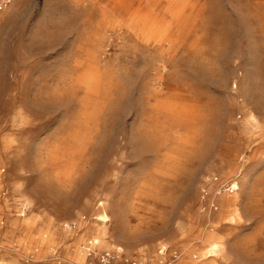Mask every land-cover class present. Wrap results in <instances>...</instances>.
<instances>
[{
    "label": "rangeland",
    "instance_id": "obj_1",
    "mask_svg": "<svg viewBox=\"0 0 264 264\" xmlns=\"http://www.w3.org/2000/svg\"><path fill=\"white\" fill-rule=\"evenodd\" d=\"M262 215L264 0L0 9V264H264Z\"/></svg>",
    "mask_w": 264,
    "mask_h": 264
},
{
    "label": "snow or ice",
    "instance_id": "obj_2",
    "mask_svg": "<svg viewBox=\"0 0 264 264\" xmlns=\"http://www.w3.org/2000/svg\"><path fill=\"white\" fill-rule=\"evenodd\" d=\"M65 103L68 105V107L64 111H62L60 113V115L65 117L66 119H70L71 116L76 111V107H77L76 100L74 97H68V98H66ZM52 111L55 112L56 109H52ZM40 118H42V117H40ZM239 195L241 197L240 207L245 210V213L247 215V212H248L247 201L249 200L250 192L248 189L242 187L240 189ZM261 219H264V215L261 216ZM257 223H259V221H257Z\"/></svg>",
    "mask_w": 264,
    "mask_h": 264
},
{
    "label": "built area",
    "instance_id": "obj_3",
    "mask_svg": "<svg viewBox=\"0 0 264 264\" xmlns=\"http://www.w3.org/2000/svg\"><path fill=\"white\" fill-rule=\"evenodd\" d=\"M12 0H0V9H3L5 6H7L9 3H11ZM234 184L231 186V189L233 188ZM104 260L101 264H110L107 255H105Z\"/></svg>",
    "mask_w": 264,
    "mask_h": 264
},
{
    "label": "bare ground",
    "instance_id": "obj_4",
    "mask_svg": "<svg viewBox=\"0 0 264 264\" xmlns=\"http://www.w3.org/2000/svg\"><path fill=\"white\" fill-rule=\"evenodd\" d=\"M234 187H235V185H234Z\"/></svg>",
    "mask_w": 264,
    "mask_h": 264
}]
</instances>
